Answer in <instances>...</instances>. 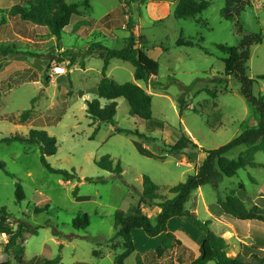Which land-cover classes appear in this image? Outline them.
I'll use <instances>...</instances> for the list:
<instances>
[{
	"label": "rangeland",
	"instance_id": "obj_1",
	"mask_svg": "<svg viewBox=\"0 0 264 264\" xmlns=\"http://www.w3.org/2000/svg\"><path fill=\"white\" fill-rule=\"evenodd\" d=\"M66 1L78 3L80 13L72 16L57 39L46 26L10 15L11 6L28 7L27 0H0V139L14 132L27 133L32 128L44 130L56 138L58 145L57 151L46 157L48 163L73 170L79 178L66 180L46 170L40 163L36 145L0 140V160L7 171L0 168V207L12 214L14 227L20 222L38 227L35 234H24L21 239L26 261L39 256L58 257L57 264H115L114 254L119 249L115 247L112 214L138 200L143 174L160 185L163 195L171 197L167 188L193 173L203 162L206 150L257 125L255 108L239 92L238 82L221 75L225 54L215 44L238 45L246 33L264 35V0H248L250 5H244L237 17L232 15L236 0H208L206 9L186 19L173 15L177 0H129L125 10L119 0ZM227 3V15L221 16L220 10ZM130 34L135 36L136 46L156 60L157 75L147 82L136 83L132 64L111 58L107 76L115 82L132 81L141 86L151 95L152 117L185 131L196 147L165 152L177 141L178 132L156 128L146 133L144 122L130 114L123 98L116 99L113 125L97 121L92 124L86 115L85 100L97 96L96 86L101 77L102 48L98 44L120 49ZM178 41H190L191 45H178ZM55 65L64 70L55 72ZM247 74L255 80L253 93L264 97V78H260L264 75V41L251 46ZM220 78L221 83H212ZM207 89L214 90L216 97L212 98ZM179 98L184 102L181 115ZM27 109L30 114L20 121V114ZM94 127L98 130L90 139ZM115 127L138 128L154 139L144 142L132 134L115 132ZM135 142L145 143L155 156L145 155ZM244 148L237 146L226 155L235 158ZM104 154H109L114 163L120 162V176L97 166L95 161ZM255 160L263 166H247L248 175L240 169L232 177H221L216 186L205 184L206 200L216 201L217 194L224 197L242 181L250 192L249 196L244 192L249 199L245 204L250 207L256 202L264 215V204L258 202L259 187L264 188V151L257 152ZM250 174L256 183L254 187L247 181ZM13 177L24 191L25 198L20 203L15 201ZM46 203V210L34 212L35 206ZM153 208L154 205L148 208L150 215ZM211 209L222 221L211 229L226 239L230 255L240 254L243 241L252 244L248 226H242L240 234L229 217H223L225 214L217 204H212ZM82 213L87 214L89 224L74 227L72 219ZM203 215L201 211L200 219L194 222L188 211L184 219L202 232ZM150 218L155 222L154 217ZM132 232L138 250L156 244L157 240L141 229ZM178 234L185 243L186 236ZM3 245L0 239V249ZM93 250L99 255H93ZM134 256L126 263L135 264ZM177 256L185 261L193 257L191 252L181 249ZM10 261L18 264L13 258ZM209 264L215 262L211 260Z\"/></svg>",
	"mask_w": 264,
	"mask_h": 264
},
{
	"label": "trees",
	"instance_id": "obj_2",
	"mask_svg": "<svg viewBox=\"0 0 264 264\" xmlns=\"http://www.w3.org/2000/svg\"><path fill=\"white\" fill-rule=\"evenodd\" d=\"M123 9L130 5L129 0H119ZM237 4L232 11L233 16H239L240 10L244 5H250L248 0H236ZM208 0H177L173 9V15L176 18L186 19L193 17L202 12L208 6ZM28 7L15 4L11 6L9 13L12 16H19L22 20L34 21L40 25L46 26L50 33L57 39L60 38L61 31L69 24L72 16L78 15L79 4L67 2L66 0H27ZM220 10L221 16L227 15V7ZM131 18L128 15L127 24L130 26ZM1 25V22H0ZM131 29V27H130ZM241 31L238 28V32ZM181 40V39H180ZM264 35L262 33H246L238 45H229L226 43H216V48L225 54L222 58L223 70L221 75L224 77L231 76L239 84L241 95L255 108L258 115V123L255 127H247L240 133L231 138L228 142L206 150L203 162L195 168L193 173L186 175L184 180L167 188L171 197H166L161 191L160 185L156 184L150 176L143 174L141 177V190L138 200L130 205L127 209H116L112 214V224L115 230L114 237L117 239L116 248L119 252L114 254L115 264H126V258L135 250L131 232L134 229H141L146 235L154 237L164 234L161 244L154 252L145 257L135 256L136 264H153L155 258L160 257L173 248H179L181 242L167 230V221L172 217L185 216L188 214L186 203L191 194L201 186L210 184L216 186L221 177H232L237 174L238 170L247 166H263L255 160V154L264 151V97L253 93L252 86L254 79L249 77L248 60L250 57V48L254 44L262 43ZM136 39L133 34L127 37L125 45L120 49L108 48L98 44L102 48L100 58L103 60L101 68V77L96 86L97 96L91 100H85V112L92 124L105 122L110 125L114 124V116L117 110L116 99L123 98L129 105L131 115L142 120L145 124L146 133H151L156 128L172 129L178 132L177 141L170 147L169 151H179L190 146L196 147V144L182 129L176 130L170 127L164 121H158L152 117L151 112V95L141 86L132 81L115 82L106 74L107 67L111 58H119L129 61L134 67L133 78L135 81L147 82V80L156 76L158 65L156 60L149 57L141 48L136 46ZM178 45L190 46L191 42L178 41ZM260 78H264L261 75ZM222 78L212 80V83H221ZM208 94L216 97L214 90L207 89ZM179 114L181 115L184 105L182 98L177 100ZM30 114V109L24 110L20 114V121H24ZM98 127H94L89 138L93 139L97 133ZM115 132H126L136 136L145 142L151 138L145 132L138 128L123 129L114 128ZM1 142L10 143L17 141L24 144L36 145L39 150V160L41 165L51 173L59 174L66 180L79 178L75 171L59 169L51 166L46 157L53 155L57 151V142L54 136L49 135L44 130L30 129L27 133L14 132L4 136ZM244 145L245 148L239 152L235 158H229L226 154L233 148ZM97 166L110 171L112 174L120 176L122 167L120 162L114 163L109 154L102 155L95 161ZM0 168L6 171L4 161L0 160ZM12 176V175H11ZM15 179V177H13ZM91 178H86V180ZM130 186V185H129ZM132 186H130L131 188ZM132 189V188H131ZM133 190V189H132ZM244 186L238 183L235 189L229 190L224 197L216 195V203L220 209L236 226L238 233L241 234V227L248 226L252 238V244H241V254L232 256L227 252V241L220 235L214 233L209 227L208 222L200 224L203 231V237L199 245V254L188 263L182 264H205L213 260L215 264H264V215L256 202L247 207L245 202L249 199L244 196ZM72 195H77V187L72 191ZM264 195V188L263 193ZM15 201L20 203L24 200L25 195L19 180L15 179L14 190ZM261 204H264V197L258 198ZM157 206L159 212L155 216V222H152L147 212L144 210L148 206ZM48 208V203L41 207L35 206L34 212L38 213ZM12 214L4 206L0 207V233L7 236V242L1 249V255L5 260L0 264H11V259H15L18 264H57L59 258H41L34 256L30 260L24 259V245L21 239L24 234H35L38 227H32L24 222H20L16 227L11 222ZM89 224L86 213L78 214L72 219V225L78 228H84ZM92 254L98 256L97 250ZM249 257L245 260L240 256ZM74 264H93L87 262H76Z\"/></svg>",
	"mask_w": 264,
	"mask_h": 264
},
{
	"label": "crops",
	"instance_id": "obj_3",
	"mask_svg": "<svg viewBox=\"0 0 264 264\" xmlns=\"http://www.w3.org/2000/svg\"><path fill=\"white\" fill-rule=\"evenodd\" d=\"M143 51L149 57H152V55L150 53H148L145 50H143ZM135 82L138 83L137 81H135ZM239 131H241V130H238V132ZM135 143L140 147L141 151L144 152L145 155H148L150 157H154L155 156L154 155V152H152L151 150H149V147L145 143H138V142H135ZM243 170H245L247 172V169L246 168L243 169ZM247 175H248V172H247ZM247 179H248L247 181L249 182V184L251 186L254 187L256 185V183L254 181V178L252 177L251 174H250V176H247ZM239 183L243 184L244 190H245L244 191L245 192V195L246 196L247 195L249 196L250 192L247 189V186L242 181L239 182ZM260 188L261 187H259V197H261V196L264 197V195H262L263 190H260ZM262 189H263V187H262ZM256 198H258V197H256ZM188 203H189V201H187V203H186V209L189 211V215H191V217H194V218H192V220L194 222L200 219L199 218V215H200L201 211L204 214L203 215L204 219H202V220L205 221V222H208V227L210 229H211V227L213 225L217 224L218 222H222V221H219L218 218H216V216L214 215L213 210L211 209V205L212 204H217L216 201L215 200H211V201H207L206 200L205 191H204L203 186L198 187L194 191V194L191 197V205L189 207H188ZM217 206L219 207L218 204H217ZM149 207L150 206L145 207L144 210L147 212V214L149 215V217L152 216L155 219V216L159 212V208L157 206H154L153 211H152V215H150L148 213L149 212V209H148ZM222 214H224V213L222 212ZM224 216H226V214L223 215V217ZM186 217H187V215H185V216H178V217H172V218H170L167 221V224H166L167 230L169 232H171L175 236V238L178 239L181 242V245H180L179 248H176L175 247L172 250H170L169 252H167L166 254H164V255H162L160 257L155 258V260H153V262H152L153 264H182L179 261V259H181V261L183 263H188V262H190L191 260H193V259H195L197 257V255L199 254V245H200V242H201L202 237H203V231L202 232L197 231V229H196V227H195V225L193 223H187V221H186L187 219H184ZM190 222H192V221H190ZM187 226L189 228H187ZM186 229H189V231L186 230ZM132 231H134V230H132ZM212 231L214 233H216V231H214V230H212ZM178 232H180L182 235L186 236L187 240H186L185 243L180 240V236H179ZM132 233L133 232H131V236H132ZM163 237H164V234H159L157 236L152 237L153 239L157 240L156 241V244H154V246H147L146 248H143V249H140V250L137 249V245L135 243V240H134V238H132L133 243H134V246H135V250H134V252L132 254H130L126 258V260L129 257H131L133 254H135V256L138 254V255H140L143 258L146 255H148L149 253L154 252L156 250V248L161 244ZM0 239H1V242L2 243H6L7 242V236L4 233H0ZM242 244L250 245L249 243H246L244 241L242 242ZM179 249H181L183 251L191 252L193 257L191 259H189V261H185L182 257H178V256L176 257V252ZM240 249H241V246H240ZM0 252H1V249H0ZM240 254H241V251H240ZM135 256H134V258H135ZM3 260H5V258L0 253V262L3 261ZM126 260H125V263H126ZM210 261L211 260L207 261L205 264H209ZM135 264H136V262H135Z\"/></svg>",
	"mask_w": 264,
	"mask_h": 264
},
{
	"label": "built area",
	"instance_id": "obj_4",
	"mask_svg": "<svg viewBox=\"0 0 264 264\" xmlns=\"http://www.w3.org/2000/svg\"><path fill=\"white\" fill-rule=\"evenodd\" d=\"M53 70H54L55 72H61V71L64 70V68L61 67V66L55 65V66L53 67Z\"/></svg>",
	"mask_w": 264,
	"mask_h": 264
}]
</instances>
